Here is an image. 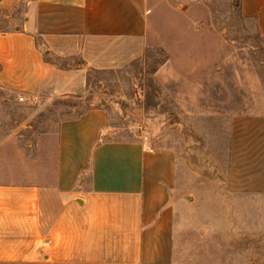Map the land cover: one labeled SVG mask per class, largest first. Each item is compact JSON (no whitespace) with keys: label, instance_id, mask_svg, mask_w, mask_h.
Here are the masks:
<instances>
[{"label":"crops","instance_id":"0c3cea01","mask_svg":"<svg viewBox=\"0 0 264 264\" xmlns=\"http://www.w3.org/2000/svg\"><path fill=\"white\" fill-rule=\"evenodd\" d=\"M154 3L0 0V89L9 94L2 102L21 97L39 114L78 98L88 72L141 58ZM239 12L264 38V0H239ZM54 136L52 170L41 157L11 179L0 177V264H170L175 153L119 140L98 107L61 120ZM231 158L229 183L264 191V115L234 118ZM49 196L58 202L55 213L44 204Z\"/></svg>","mask_w":264,"mask_h":264},{"label":"rangeland","instance_id":"374dc122","mask_svg":"<svg viewBox=\"0 0 264 264\" xmlns=\"http://www.w3.org/2000/svg\"><path fill=\"white\" fill-rule=\"evenodd\" d=\"M149 26L144 55L121 69L88 72L79 99L34 114L24 102L3 103L9 94L0 89V177L41 157L52 170L57 124L102 108L119 140L177 156L170 264H264V191L229 183L234 118L264 115V38L241 16L239 0H155ZM45 200L55 213L57 200Z\"/></svg>","mask_w":264,"mask_h":264},{"label":"trees","instance_id":"16d2710c","mask_svg":"<svg viewBox=\"0 0 264 264\" xmlns=\"http://www.w3.org/2000/svg\"><path fill=\"white\" fill-rule=\"evenodd\" d=\"M76 60H78L79 64H82V61L80 59H76ZM68 66H71V65H68ZM94 71H98V70H94ZM87 83H88V74H87Z\"/></svg>","mask_w":264,"mask_h":264},{"label":"built area","instance_id":"2783aa9c","mask_svg":"<svg viewBox=\"0 0 264 264\" xmlns=\"http://www.w3.org/2000/svg\"><path fill=\"white\" fill-rule=\"evenodd\" d=\"M19 101L22 102L23 101V98L19 97Z\"/></svg>","mask_w":264,"mask_h":264}]
</instances>
